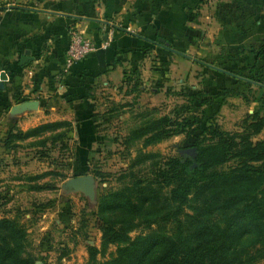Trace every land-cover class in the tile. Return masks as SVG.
Returning a JSON list of instances; mask_svg holds the SVG:
<instances>
[{
	"label": "rangeland",
	"instance_id": "obj_1",
	"mask_svg": "<svg viewBox=\"0 0 264 264\" xmlns=\"http://www.w3.org/2000/svg\"><path fill=\"white\" fill-rule=\"evenodd\" d=\"M207 4L201 6L206 13L215 1ZM197 8L190 10L186 22L194 32L192 45L196 42L197 47H181L170 54L150 52L145 69L135 70L118 87L99 91L94 107L96 143L88 167L77 163L70 145L69 150H62L59 143L48 141L45 149L23 139L15 147H5L10 126L0 117V219L15 217L26 226V251L36 264H85L89 247L99 251L98 259L107 258L114 246L102 254L97 213L100 196L131 182L134 175L149 172L152 158L143 159L141 154L157 153L161 160L181 154V147L189 145L192 138L186 140L183 133L147 147L141 146V140H127L143 122L141 116H147L145 120L174 117L175 110L187 105L191 119L203 122L212 118L221 130L235 132L241 131L247 115L255 111L264 115V52L257 53L261 47L233 49L229 33L237 30L230 27L240 28V23L200 20L204 16ZM224 88L230 92L213 97ZM197 92L203 95L192 100ZM257 139H264V131L252 137ZM50 171L54 174L37 177ZM82 174L92 176L93 193L65 191L63 183ZM42 185L45 187L36 188Z\"/></svg>",
	"mask_w": 264,
	"mask_h": 264
},
{
	"label": "trees",
	"instance_id": "obj_2",
	"mask_svg": "<svg viewBox=\"0 0 264 264\" xmlns=\"http://www.w3.org/2000/svg\"><path fill=\"white\" fill-rule=\"evenodd\" d=\"M263 52L264 47L257 51ZM227 92L224 88L213 97ZM202 95L197 92L191 98ZM187 107L180 106L174 117L141 116L143 122L131 131L127 140H141L142 147L180 133L192 139L181 154L161 160L157 153L141 154L152 158L149 172L100 196L101 252L109 246L114 250L98 259L99 251L89 247L85 264H264V139L252 140L264 131V115L255 111L242 120L241 131L227 132L212 118L191 119ZM97 118L93 113L91 119ZM68 126L53 121L23 131L13 125L4 146L38 137L32 146L46 149L49 141L69 150L64 140ZM46 132L49 137H44ZM186 147L194 151L186 152ZM26 240L23 223L1 218L0 264H36L26 251Z\"/></svg>",
	"mask_w": 264,
	"mask_h": 264
},
{
	"label": "crops",
	"instance_id": "obj_3",
	"mask_svg": "<svg viewBox=\"0 0 264 264\" xmlns=\"http://www.w3.org/2000/svg\"><path fill=\"white\" fill-rule=\"evenodd\" d=\"M209 1L0 0V72H6L0 117L23 131L45 122H68L64 140L74 146L77 163L88 167L96 143L91 116L99 91L118 87L135 70L145 69L150 52L197 47L186 22L191 9L203 12L201 6ZM214 1L200 20L240 23V28L230 27L237 30L229 33L233 49L264 47V0ZM73 26L107 47L66 69L64 54ZM28 101L36 103L14 109Z\"/></svg>",
	"mask_w": 264,
	"mask_h": 264
},
{
	"label": "built area",
	"instance_id": "obj_4",
	"mask_svg": "<svg viewBox=\"0 0 264 264\" xmlns=\"http://www.w3.org/2000/svg\"><path fill=\"white\" fill-rule=\"evenodd\" d=\"M127 30H129V28H127ZM106 47V42L97 45L78 28L73 26L69 30V39L64 54V67L70 69L74 64L81 61L90 53L99 48Z\"/></svg>",
	"mask_w": 264,
	"mask_h": 264
},
{
	"label": "water",
	"instance_id": "obj_5",
	"mask_svg": "<svg viewBox=\"0 0 264 264\" xmlns=\"http://www.w3.org/2000/svg\"><path fill=\"white\" fill-rule=\"evenodd\" d=\"M28 53L26 52L24 56L21 57L22 62H25L27 60ZM6 79V72L2 71L0 72V88L3 87L2 82ZM36 102L33 101H28L21 103L17 107H14V109L22 108L25 106H34ZM188 151L193 152L194 148H190ZM93 185H94V180L92 176L89 174H82V175H77L73 176L69 179H67L63 183V187L67 190H74V191H81L86 195H91L93 193Z\"/></svg>",
	"mask_w": 264,
	"mask_h": 264
}]
</instances>
